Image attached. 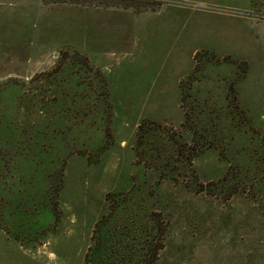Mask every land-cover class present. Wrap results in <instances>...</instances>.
Wrapping results in <instances>:
<instances>
[{"label":"rangeland","instance_id":"obj_1","mask_svg":"<svg viewBox=\"0 0 264 264\" xmlns=\"http://www.w3.org/2000/svg\"><path fill=\"white\" fill-rule=\"evenodd\" d=\"M117 191L153 264H264V0H0V264H86Z\"/></svg>","mask_w":264,"mask_h":264},{"label":"trees","instance_id":"obj_2","mask_svg":"<svg viewBox=\"0 0 264 264\" xmlns=\"http://www.w3.org/2000/svg\"><path fill=\"white\" fill-rule=\"evenodd\" d=\"M191 187L198 190L196 185ZM121 192L107 193L109 209L94 224L92 241L85 252L86 264H153L163 246L165 223L156 216L158 213L140 214L115 198Z\"/></svg>","mask_w":264,"mask_h":264}]
</instances>
